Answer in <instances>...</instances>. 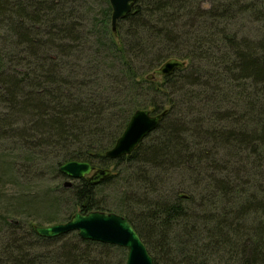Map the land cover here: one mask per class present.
<instances>
[{
	"label": "trees",
	"instance_id": "obj_1",
	"mask_svg": "<svg viewBox=\"0 0 264 264\" xmlns=\"http://www.w3.org/2000/svg\"><path fill=\"white\" fill-rule=\"evenodd\" d=\"M99 3L0 0V138L60 181L69 161L108 171L20 197L15 214L36 218L0 220V264H126L125 248L37 233L65 201L68 220L127 218L154 264H264V0H137L115 32ZM139 109L160 126L107 158Z\"/></svg>",
	"mask_w": 264,
	"mask_h": 264
},
{
	"label": "water",
	"instance_id": "obj_2",
	"mask_svg": "<svg viewBox=\"0 0 264 264\" xmlns=\"http://www.w3.org/2000/svg\"><path fill=\"white\" fill-rule=\"evenodd\" d=\"M112 8V29L117 30L118 22L124 20L133 10L137 0H109ZM185 63L173 60L161 66L159 72L167 76L182 68ZM165 112L153 115L146 109L137 110L131 117L116 144L106 152V157L117 160L131 155L139 145L158 129ZM69 180L64 186L73 187V181L83 178L95 179L108 174L107 170L96 169L90 162L69 161L60 168ZM37 233L46 238H55L78 232L83 240L113 245L128 250L126 264H154L152 256L127 218L116 213L93 211L76 213L64 223L51 226H37Z\"/></svg>",
	"mask_w": 264,
	"mask_h": 264
},
{
	"label": "rangeland",
	"instance_id": "obj_3",
	"mask_svg": "<svg viewBox=\"0 0 264 264\" xmlns=\"http://www.w3.org/2000/svg\"><path fill=\"white\" fill-rule=\"evenodd\" d=\"M98 1L100 2L99 7L96 8L95 11L99 13L103 6L102 0ZM3 112L4 109L0 105V114ZM5 132L6 134L0 138V220H2L4 216H9V219L18 220L24 225L28 221H33L36 216H28L27 214L25 215L21 213L15 214V211L18 209L17 201L20 197L29 199L37 196L45 190H49L51 195H59L64 193V189L68 190L72 187L67 188L64 186L65 182L69 180L67 177L60 181L57 176L48 173L50 170L48 168L50 167V164H41V160L38 161L36 168L31 171H29L30 168L28 165L24 167L25 161L22 160L23 155L19 152L20 148H17L18 141H15V139L12 138L14 133L10 134L9 131ZM15 157L17 158L16 171L19 176H9L8 173L2 169V162H11ZM46 170L48 171L47 173ZM63 199H65V197ZM63 203L60 211L64 223V221L68 220L72 210L69 208V202L65 201ZM46 225L48 224H45V226Z\"/></svg>",
	"mask_w": 264,
	"mask_h": 264
}]
</instances>
